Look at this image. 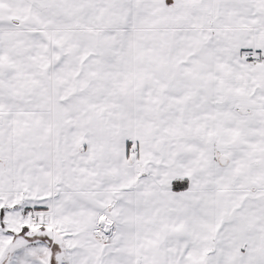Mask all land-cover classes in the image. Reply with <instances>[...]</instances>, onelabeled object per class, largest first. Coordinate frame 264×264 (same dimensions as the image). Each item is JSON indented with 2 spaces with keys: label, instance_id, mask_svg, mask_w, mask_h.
<instances>
[{
  "label": "snow or ice",
  "instance_id": "1",
  "mask_svg": "<svg viewBox=\"0 0 264 264\" xmlns=\"http://www.w3.org/2000/svg\"><path fill=\"white\" fill-rule=\"evenodd\" d=\"M0 264H264V0H0Z\"/></svg>",
  "mask_w": 264,
  "mask_h": 264
}]
</instances>
